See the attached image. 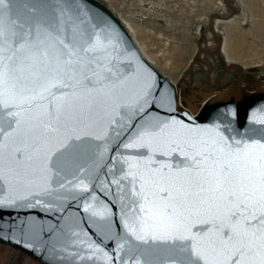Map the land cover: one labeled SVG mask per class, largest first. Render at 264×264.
Segmentation results:
<instances>
[{
	"label": "snow or ice",
	"instance_id": "1",
	"mask_svg": "<svg viewBox=\"0 0 264 264\" xmlns=\"http://www.w3.org/2000/svg\"><path fill=\"white\" fill-rule=\"evenodd\" d=\"M85 2L0 0V208L89 193L80 177L114 137L122 264H264V112L243 131L223 114L203 126L152 116L115 29ZM83 210L110 230L107 208ZM73 246L81 262L102 251Z\"/></svg>",
	"mask_w": 264,
	"mask_h": 264
},
{
	"label": "water",
	"instance_id": "2",
	"mask_svg": "<svg viewBox=\"0 0 264 264\" xmlns=\"http://www.w3.org/2000/svg\"><path fill=\"white\" fill-rule=\"evenodd\" d=\"M88 7L100 11L115 29L123 50L120 60L128 65L127 73L135 78L137 88L143 87L150 92L148 104L144 107L149 109V105L155 103L156 107L149 109L152 116L203 126L221 123L223 114L232 121L234 127L243 131L253 112H264V78L260 80L259 86L243 90L239 69L234 70L237 82L233 90L211 91L205 94L198 106H183L178 100L175 83L145 59L119 17L101 0H86L85 10ZM233 111L235 116L231 114ZM115 144L113 137L108 144L103 145L108 151L103 153V157L86 175L80 177L88 184L90 195L79 190L59 189L50 195L39 193L27 200L18 199L12 206L0 208V243L20 250L40 264H122L121 257L127 260L128 256L119 247L123 242L120 237L125 234L122 205L113 194L115 186L110 184V180L116 178L109 171L113 168L111 158L119 154ZM125 154L132 153L129 151ZM68 179L73 177L68 176ZM7 195L6 191L0 193V198L7 199ZM86 203H91L95 209L107 208L110 211V230L101 231L98 222H94L96 218L84 212ZM71 233H77L78 237H72ZM79 240L94 244L102 251L93 261L74 259L71 253L84 255L86 251L73 246Z\"/></svg>",
	"mask_w": 264,
	"mask_h": 264
},
{
	"label": "rangeland",
	"instance_id": "3",
	"mask_svg": "<svg viewBox=\"0 0 264 264\" xmlns=\"http://www.w3.org/2000/svg\"><path fill=\"white\" fill-rule=\"evenodd\" d=\"M101 1L133 29L135 44L175 83L179 102L187 108L198 106L213 90H233V70H240L243 90L264 78V0ZM225 38L228 59L222 52ZM218 39L220 51L214 47ZM0 264L35 261L0 243Z\"/></svg>",
	"mask_w": 264,
	"mask_h": 264
},
{
	"label": "bare ground",
	"instance_id": "4",
	"mask_svg": "<svg viewBox=\"0 0 264 264\" xmlns=\"http://www.w3.org/2000/svg\"><path fill=\"white\" fill-rule=\"evenodd\" d=\"M124 23V22H123ZM125 24V23H124ZM126 25V27H127V29H128V31L130 32V34L132 35V33H131V30H133V29H131V30H129V27H128V25L127 24H125ZM131 28V27H130ZM134 40V39H133ZM223 41V40H222ZM134 42H136V40H134ZM139 43L137 42V45H138ZM221 44H222V42H221ZM136 45V46H137ZM214 45H215V47L216 46H218V45H220V42H219V39H218V41L216 42H214ZM138 46H140V44L138 45ZM140 48V50H142L141 49V47H139ZM220 48H221V45H220ZM228 43H227V39L225 38V40H224V42H223V44H222V52H223V54H225V57H226V59H228V57H229V52H228ZM141 53H143V56L145 57V59L146 60H148L149 62H151V64H152V60H151V58L142 50L141 51ZM205 61V60H204Z\"/></svg>",
	"mask_w": 264,
	"mask_h": 264
},
{
	"label": "trees",
	"instance_id": "5",
	"mask_svg": "<svg viewBox=\"0 0 264 264\" xmlns=\"http://www.w3.org/2000/svg\"><path fill=\"white\" fill-rule=\"evenodd\" d=\"M35 264H39V263L35 262Z\"/></svg>",
	"mask_w": 264,
	"mask_h": 264
}]
</instances>
